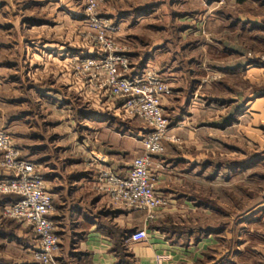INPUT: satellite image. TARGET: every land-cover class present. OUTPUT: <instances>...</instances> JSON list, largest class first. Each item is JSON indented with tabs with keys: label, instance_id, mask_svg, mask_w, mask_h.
I'll list each match as a JSON object with an SVG mask.
<instances>
[{
	"label": "rangeland",
	"instance_id": "374dc122",
	"mask_svg": "<svg viewBox=\"0 0 264 264\" xmlns=\"http://www.w3.org/2000/svg\"><path fill=\"white\" fill-rule=\"evenodd\" d=\"M89 7L90 0H0V128L22 159L45 176L33 156H38L33 148L44 129L54 135L55 125L71 123L84 135L81 111L109 113L122 104L94 89L90 81L95 73L81 66L86 57L100 60L108 53L100 38L126 53L132 69L154 41L168 44L165 63H175L183 74L197 71L201 80L173 84L157 69L147 68L172 89L163 102L171 139L155 158L171 151L195 163L193 194L207 213L213 212L206 221L217 226V264L227 263L231 248L229 264H264V112L253 105L252 113L240 114L227 127L229 118L217 108V0H104L93 14ZM105 20L107 28L101 24ZM260 58L264 61V55ZM260 83L264 87V77ZM184 91L197 98L191 116L182 113ZM122 113L123 121L147 127ZM189 124L200 128L186 143L180 130ZM11 220L6 228L16 241L7 251L0 244V257L7 252L14 264H21L28 254L30 264H41L33 255L38 241L31 228Z\"/></svg>",
	"mask_w": 264,
	"mask_h": 264
},
{
	"label": "crops",
	"instance_id": "0c3cea01",
	"mask_svg": "<svg viewBox=\"0 0 264 264\" xmlns=\"http://www.w3.org/2000/svg\"><path fill=\"white\" fill-rule=\"evenodd\" d=\"M168 46L156 40L148 47L149 52L141 51L140 63H133V74L155 68L169 83L200 82L197 71L183 74L175 63H165ZM263 55L264 0H217V108L229 118L227 127L234 126L240 114L252 113L253 105L259 106L256 112H264V87L260 83L264 77ZM184 92L182 113L191 116L197 98L193 92ZM108 112L81 111V121L87 126L84 135L78 134L71 123L57 129L55 125L54 135L48 129L41 133L38 148L28 145L34 147L33 151L38 149V156H33L45 174L55 207L52 218L61 243L53 263L217 264V226L208 224L206 217L213 212L207 213L206 205L193 194L192 181L198 177L192 175L195 163L191 159L171 151L166 157L153 159L152 172L158 177L156 191L167 199L165 207L150 211L110 203L97 176L102 171L128 174L133 159L143 152L142 137L149 129L119 118L122 104ZM199 128L189 124L180 130L186 143ZM63 151L67 152L62 155ZM27 152L31 155L30 150ZM2 172L0 168V175ZM1 207L0 244L7 251L16 240L6 228L13 221L2 216ZM143 228L148 231L147 241L128 240L135 230ZM231 250L226 264L233 261ZM6 254L0 257V264H14V256ZM24 256L21 264H30V256Z\"/></svg>",
	"mask_w": 264,
	"mask_h": 264
},
{
	"label": "built area",
	"instance_id": "2783aa9c",
	"mask_svg": "<svg viewBox=\"0 0 264 264\" xmlns=\"http://www.w3.org/2000/svg\"><path fill=\"white\" fill-rule=\"evenodd\" d=\"M104 0H90L89 12ZM105 28L108 22L101 23ZM101 43L108 49L102 58L86 57L81 66L95 73L91 85L103 91L109 99L122 101L126 118L143 120L148 132L143 139V152L136 156L128 174L102 171L98 176L99 187L109 196L110 203L127 209L156 210L168 204L156 191L158 177L152 172L153 159L165 150V142L171 139L169 121L163 102L172 95L168 83L156 72L143 69L133 74L131 60L126 53L113 50L110 41ZM0 196L17 195L19 199L1 207L3 217L18 221L31 228L37 237L38 248L33 255L41 264H51L60 250L57 224L52 218L54 205L47 189L45 176L33 163L22 159L7 132L0 128ZM134 243L148 240L146 228L135 230L129 237Z\"/></svg>",
	"mask_w": 264,
	"mask_h": 264
},
{
	"label": "trees",
	"instance_id": "16d2710c",
	"mask_svg": "<svg viewBox=\"0 0 264 264\" xmlns=\"http://www.w3.org/2000/svg\"><path fill=\"white\" fill-rule=\"evenodd\" d=\"M18 199H19V197L16 196V195H2V196H0V205L1 206H4V205H6L8 203H14ZM112 230L114 232H116V229L115 228H113Z\"/></svg>",
	"mask_w": 264,
	"mask_h": 264
}]
</instances>
